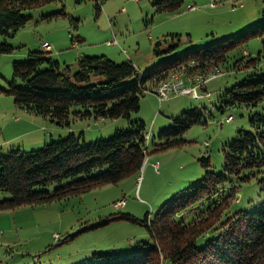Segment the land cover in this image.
<instances>
[{"label": "rangeland", "instance_id": "1", "mask_svg": "<svg viewBox=\"0 0 264 264\" xmlns=\"http://www.w3.org/2000/svg\"><path fill=\"white\" fill-rule=\"evenodd\" d=\"M94 1L66 0L63 5L49 3L26 11L24 14L30 19L25 26L6 39L15 49L0 55V88H8L12 62L23 61V54L28 50H46L41 46L43 42L49 43L52 49L47 55L53 59L58 57L60 64L68 61L71 70L76 69L80 55L90 53L94 54L89 56L109 53L115 55L114 61L131 59L144 70L153 61L154 43L164 36L178 34L180 41L177 49L161 61L235 36L259 24L264 10V0H182L178 12L162 13L155 11L153 0H97L100 10L96 12ZM246 48L244 54L256 55L261 48V39L251 38ZM232 54L233 51L228 55ZM231 62L225 64L226 68L221 67L222 74L213 73V66L205 67L204 71L194 70L188 77L181 66L171 69L169 74L177 71L171 75L181 79L188 89L185 93L158 99L150 86L143 92L139 110L131 113L130 120L143 122L145 130L153 132L151 140L155 144L159 143L158 132L172 125L173 118L182 112L199 108L202 117L200 123L183 133L184 141L180 145L160 151L149 140L142 149L144 162L136 177L42 205L0 210V264H84L93 253L111 252L124 257L141 252L142 242L148 240V234L139 223L116 219L90 226L117 211L137 219H142L146 212L153 215L164 201L199 180L207 170L223 173L226 143L236 138L238 129L251 133L264 131V122L257 123L256 128L257 125H252L249 120L256 118V114L264 116V101L257 106L236 105L226 104L227 98L223 97L226 89L247 79L248 75L260 72V66L257 70L235 71L229 67ZM204 79L207 80L205 86L202 84ZM194 92H209L210 97L192 99ZM228 115L232 118L225 121ZM83 119L71 116L69 127L57 126L27 113L15 105L10 94L0 91V152L5 154L8 149L18 147L25 151L37 150L44 143L57 141L70 132L76 135L83 132L86 139L100 136L106 139L115 129L130 126L124 118ZM204 158L208 159L207 167L202 165ZM236 183L239 187L226 186L217 194L222 200L218 206L229 199L236 209H257L264 201V189L257 177ZM228 190L231 195L227 196ZM6 197L9 195L0 191V200ZM195 202L193 210L198 207ZM115 204H122V207ZM216 218L209 219L205 225L216 222L211 227L202 230L203 226H199L205 240L214 235L210 228L215 230L230 223L234 214L230 216L223 211ZM157 251L153 264H162L165 260L159 244Z\"/></svg>", "mask_w": 264, "mask_h": 264}, {"label": "trees", "instance_id": "2", "mask_svg": "<svg viewBox=\"0 0 264 264\" xmlns=\"http://www.w3.org/2000/svg\"><path fill=\"white\" fill-rule=\"evenodd\" d=\"M65 1L0 0V55L15 49L6 39L25 26L30 19L24 14L26 11L49 3L63 5ZM96 1L94 8L98 12L100 4ZM182 3V0H153L152 5L158 13L178 12ZM179 37L169 34L157 40L153 55L164 58L172 53L179 45ZM254 37L261 39L260 50L254 56L244 54L248 40ZM231 51L233 54L228 55ZM47 52L50 51L42 48L28 50L23 61H13L8 88H0V91L10 94L15 105L27 113L60 127H69L71 116L93 118V121L124 118L130 126L115 129L106 139L100 137L85 142L79 137L83 132L78 135L70 132L57 141L44 143L37 150L25 151L18 147L8 149L5 154L0 152V191L9 195L0 200L1 211L62 200L100 185L136 177L144 162L142 149L146 130L143 122L131 121L130 115L139 110L143 92L164 80L176 66H181L186 76L209 66L215 67L213 73L222 74L221 67L226 68L230 60L229 67L235 71L257 70L260 66V72L226 89L223 97L227 98L226 104L236 105L257 106L264 101V63L261 64L264 60V10L261 22L245 31L156 61L144 70H139L129 59L117 62L103 54L80 55L76 69L71 70L70 65L60 64ZM191 61L197 64L195 69L189 67ZM201 117L199 108L182 112L173 118L172 125L158 132V144L151 140L153 133L150 143L160 151L180 145L184 141L183 133L200 123ZM249 120L252 125H259L264 122V116L256 114V118ZM226 148L222 174L207 170L199 180L164 201L153 215L146 212L142 219H137L117 211L90 226L116 219L139 223L148 234L141 252L124 257L111 252L93 253L84 264H153L159 253L158 244L165 260L162 264H264V201L257 209L246 211L230 205L229 199L218 206L222 200L217 196L226 186L239 187L238 183L234 184L237 180L245 182L253 177H257L264 189V131L251 133L238 129L236 138L227 142ZM202 165L207 167L208 159L204 158ZM225 193L231 195L229 190ZM194 202L198 203L195 210ZM223 211L230 216L234 214L233 220L215 230L210 228L214 235L205 240L202 230L216 222L205 225L209 219L216 220Z\"/></svg>", "mask_w": 264, "mask_h": 264}, {"label": "built area", "instance_id": "3", "mask_svg": "<svg viewBox=\"0 0 264 264\" xmlns=\"http://www.w3.org/2000/svg\"><path fill=\"white\" fill-rule=\"evenodd\" d=\"M189 7H191V6H188V8ZM41 46L44 47V49H46V50H49V51L51 50V46L47 42L41 43ZM189 67L195 69L197 67V64H195L194 62L191 61L189 64ZM175 72H177V71H174L173 73H175ZM173 73L168 74V76H167V77H169L168 79L166 77L164 80L157 83L155 85V87H153V89H152L153 94L158 99H163V98H165L171 94H181V93H185L188 91V89L186 90L185 85L181 79H179L177 76L171 75ZM204 81H205V79L203 80L202 84L205 86L207 80L205 82ZM188 93H191V90H189ZM192 95H194V98H192V99H200V98H203L205 95H207L206 97H210L209 92H206V93H195L194 92V94H192ZM231 118H232V116L228 115V116H226L225 121H230ZM152 133L153 132L149 130V131H146L145 134L143 135V137L145 139V143H144L145 146L148 145V142H149L150 137H151L150 134H152ZM207 144H208V142L205 141V145H207ZM120 205H122V204H115V206L122 207Z\"/></svg>", "mask_w": 264, "mask_h": 264}, {"label": "crops", "instance_id": "4", "mask_svg": "<svg viewBox=\"0 0 264 264\" xmlns=\"http://www.w3.org/2000/svg\"><path fill=\"white\" fill-rule=\"evenodd\" d=\"M52 50V49H51ZM51 50H50V52H51ZM153 53V52H152ZM90 54H94V53H90ZM89 54V55H90ZM106 54H108V55H106V56H110L111 58H113V60L115 59V55H111V54H109V53H106ZM24 55V54H23ZM57 61L58 60H60L58 57H54ZM161 58H163L162 56L161 57H155L154 55H153V61H151V63H149V65H147L146 66V68H149L152 64H154V63H156V61H160L161 60ZM131 60V59H130ZM116 61V60H115ZM122 61V60H121ZM61 62V61H60ZM67 62L68 61H66V60H64L62 63H66L67 64ZM117 62H119V61H117ZM133 64V63H132ZM69 65H71V64H69ZM134 65V64H133ZM135 67H137V68H139L138 66H136V65H134ZM139 70H142V69H140L139 68ZM84 120V119H83ZM110 128V127H109ZM82 140H84L85 142H90V141H93V140H95V139H86V138H84V133L81 135V136H79ZM101 137V136H100ZM98 138V137H97Z\"/></svg>", "mask_w": 264, "mask_h": 264}]
</instances>
